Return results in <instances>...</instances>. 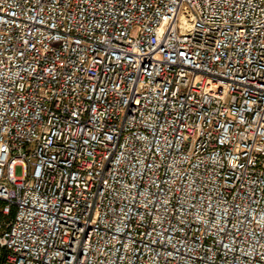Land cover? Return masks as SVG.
<instances>
[{
    "label": "built area",
    "instance_id": "2783aa9c",
    "mask_svg": "<svg viewBox=\"0 0 264 264\" xmlns=\"http://www.w3.org/2000/svg\"><path fill=\"white\" fill-rule=\"evenodd\" d=\"M0 264H264V0H0Z\"/></svg>",
    "mask_w": 264,
    "mask_h": 264
},
{
    "label": "rangeland",
    "instance_id": "374dc122",
    "mask_svg": "<svg viewBox=\"0 0 264 264\" xmlns=\"http://www.w3.org/2000/svg\"><path fill=\"white\" fill-rule=\"evenodd\" d=\"M23 173V167L21 165H16L14 167V174L20 176Z\"/></svg>",
    "mask_w": 264,
    "mask_h": 264
}]
</instances>
